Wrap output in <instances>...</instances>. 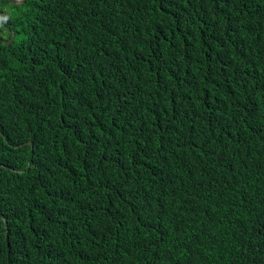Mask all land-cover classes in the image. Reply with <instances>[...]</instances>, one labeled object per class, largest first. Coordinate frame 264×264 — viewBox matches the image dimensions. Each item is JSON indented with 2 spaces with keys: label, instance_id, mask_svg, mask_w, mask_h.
<instances>
[{
  "label": "trees",
  "instance_id": "trees-1",
  "mask_svg": "<svg viewBox=\"0 0 264 264\" xmlns=\"http://www.w3.org/2000/svg\"><path fill=\"white\" fill-rule=\"evenodd\" d=\"M4 7L0 264H264V0Z\"/></svg>",
  "mask_w": 264,
  "mask_h": 264
},
{
  "label": "water",
  "instance_id": "water-1",
  "mask_svg": "<svg viewBox=\"0 0 264 264\" xmlns=\"http://www.w3.org/2000/svg\"><path fill=\"white\" fill-rule=\"evenodd\" d=\"M5 1H8V2H10V3H12L13 5H16V6H21V4L23 3L24 0H5ZM13 39H14V37L11 34V37H10L9 41L8 42L2 41V43H3V45H9L13 41ZM27 146H31L32 149H33V143L31 141L27 143ZM8 233L9 232L6 231L7 235H8Z\"/></svg>",
  "mask_w": 264,
  "mask_h": 264
},
{
  "label": "clouds",
  "instance_id": "clouds-1",
  "mask_svg": "<svg viewBox=\"0 0 264 264\" xmlns=\"http://www.w3.org/2000/svg\"><path fill=\"white\" fill-rule=\"evenodd\" d=\"M3 1H5V0H3ZM25 1V0H24ZM24 1H23V3H24ZM0 3H1V0H0ZM5 3H10V2H8V1H5ZM5 3H1V4H3V5H5ZM22 3V4H23ZM10 4H12V3H10ZM21 4V5H22ZM13 5V4H12ZM16 6V5H15ZM17 7H20V6H17ZM4 8H6V7H4ZM0 18L3 20V21H9V20H7V19H9V17H7V15L6 14H4V16L0 13ZM1 24V23H0ZM6 25H7V23H6ZM12 35H13V37H14V34L12 33ZM10 37H11V35H10ZM10 39V38H9ZM14 40V39H13ZM9 41V40H8ZM8 41H5V42H8ZM2 43V42H1ZM27 145V144H26ZM31 147V146H30ZM32 148V147H31Z\"/></svg>",
  "mask_w": 264,
  "mask_h": 264
},
{
  "label": "flooded vegetation",
  "instance_id": "flooded-vegetation-1",
  "mask_svg": "<svg viewBox=\"0 0 264 264\" xmlns=\"http://www.w3.org/2000/svg\"><path fill=\"white\" fill-rule=\"evenodd\" d=\"M1 3H5V1H3V0H1ZM4 6V5H3ZM3 10L5 11V9L3 8ZM6 15H7V17H9L10 16V12L8 11V10H6V13H5ZM6 23H7V25H9V21H6ZM3 33H2V36L3 37H5L6 35H5V33H6V30H5V27H3ZM12 34V33H11Z\"/></svg>",
  "mask_w": 264,
  "mask_h": 264
},
{
  "label": "rangeland",
  "instance_id": "rangeland-1",
  "mask_svg": "<svg viewBox=\"0 0 264 264\" xmlns=\"http://www.w3.org/2000/svg\"><path fill=\"white\" fill-rule=\"evenodd\" d=\"M5 10H6V8H4ZM5 38H6V36H5Z\"/></svg>",
  "mask_w": 264,
  "mask_h": 264
}]
</instances>
